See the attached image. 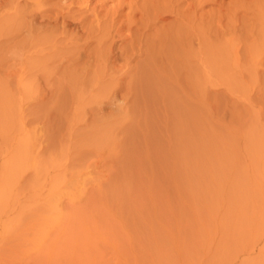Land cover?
Returning <instances> with one entry per match:
<instances>
[{
    "label": "rangeland",
    "instance_id": "374dc122",
    "mask_svg": "<svg viewBox=\"0 0 264 264\" xmlns=\"http://www.w3.org/2000/svg\"><path fill=\"white\" fill-rule=\"evenodd\" d=\"M174 1L170 6L181 14V8L191 7L187 26L192 29L185 31L181 17L173 15L174 23L168 21L176 30L170 25L167 35L177 36L181 29L191 34L187 48L177 38L174 44L158 45L153 24L144 37L148 43L156 38V48L145 46L154 50L153 58L137 50L134 59L118 58L106 66L116 73L103 66L104 72L101 61H91L92 67L96 64L91 69L86 62L84 71L78 70L82 61L75 68L64 67L65 62L57 69L61 78L55 73L48 79L36 73L53 61L19 54L17 44L26 31L19 37L16 26L20 14L27 13L24 0H0V264H264V0ZM115 39L114 51L129 42ZM161 49L166 58L157 54ZM43 62L49 64L42 67ZM61 71L65 77L67 72L77 76L75 81L65 78L72 81L71 90L60 80ZM89 92L103 97H97L103 104ZM82 98L89 105L94 100L97 117L86 111L90 106L83 108ZM80 106L92 121L85 120ZM89 159L98 164L88 167ZM34 168L45 173L37 177L41 183L32 175Z\"/></svg>",
    "mask_w": 264,
    "mask_h": 264
},
{
    "label": "bare ground",
    "instance_id": "6f19581e",
    "mask_svg": "<svg viewBox=\"0 0 264 264\" xmlns=\"http://www.w3.org/2000/svg\"><path fill=\"white\" fill-rule=\"evenodd\" d=\"M23 1V0H22ZM51 1H53V2H51ZM153 1V0H152ZM157 1V0H156ZM156 1H154V2H156ZM176 1H178V0H176ZM190 1V0H189ZM191 1H193V0H191ZM190 1V2H191ZM195 1V0H194ZM199 1V0H198ZM201 1V0H200ZM24 2H25V4L24 5H26V8H27V10L25 9V7L23 8V9H25V11H27V13L26 14H23V16L20 14V16H19V18H20V21L19 20H17L18 22H19V24H18V26H16L18 29H17V36H19L20 35V33L22 32V31H26V34H24L23 35V37H20V40L18 41V47L21 49L20 50V56H22V55H24L26 52H28V55L29 56H32V55H34V56H36L35 57V59L37 58V57H39L41 60H40V62H42L43 60H45V61H50V63L53 61V63H51V64H49V62H47L48 64H49V67H50V65L52 66V64H54V61L56 62H59V63H55L56 65H53L52 67H48L47 69H45V68H43V70H47L48 71V76H46L47 75V72H44L43 73V70L41 69V67H40V70L39 71H37L38 73H36V74H41L40 73V71H42V74H43V76H45V77H48V79H49V77L51 76V78L53 77V76H55L56 74L55 73H57V71H59V70H61L60 68H59V70H57L58 69V67L60 66V65H62V68H63V63H67V65H64V67L66 66V68H69V66L71 67L72 65H73V68H75V63L77 62V63H79V61H82V62H84L83 63V65L81 64L82 62H80V64L82 65V66H78L77 65V63H76V66H78V67H76V69L78 68V70L80 69L81 71H84V69H86L85 67H86V62H89V65H90V62L91 61H96L95 63H97V65L98 64H100L99 63V61H101V64H102V67H100V65L99 66H97V68L98 67H100V68H102L103 69V66L104 67H106L108 64H112L113 62H114V64H116V62H115V60L117 61V59L118 58H124V60H125V62H126V60L127 59H129L130 57H133L134 55H137V50H139V53H138V55L140 56V54L141 55H143V58H144V55H147V57H148V54L150 53L149 52V43H153L154 44V41L153 40H155V39H153L151 42L149 41V43L147 42V40L146 39H148L147 37H146V39H144V37L145 36H147V31H149L151 28H150V26L151 25H155V30L153 29V26H152V29L154 30V31H156V33H154V34H152L151 32H150V34H152V35H155L156 37H158V41H159V43H158V45L159 44H166L167 43V41H169L170 42V45L173 43L174 44V42H176V38H177V42H178V44H181L182 42H185V44L183 43V45H184V47L186 46V44L188 43V44H190V40L192 39V38H194L193 36H192V38L190 39V35L188 36V35H185V34H188V33H182L181 32V27H179V25H180V23H182L181 25H182V27H184L185 29V31H187L189 28H188V24L190 23V21L192 20L191 18H193V17H190V14H191V10L192 9H190L191 7H188V8H186V9H182L181 8V12H182V14L178 11V10H174L170 5H176V3L177 2H175V4H173L172 3V0H170V1H168V0H164L163 2H162V0L161 1H158L157 3H154V2H152V4L151 5H148V3H146V0H24ZM149 2V1H148ZM181 2V1H180ZM204 3V1L202 2V4ZM22 4V5H23ZM111 4V6L110 7H108L109 5ZM190 4H189V2H188V6H189ZM191 5H193V3H191ZM190 5V6H191ZM195 5H196V3H195ZM199 5H201V4H199ZM19 6V5H18ZM178 6V5H177ZM185 6H187V5H185ZM200 8L201 9V6H198L197 5V8ZM143 8H144V10H143ZM146 8H148V9H150L151 8V11L149 10V12H148V10L146 9ZM178 8V7H177ZM180 8V7H179ZM192 8H194V7H192ZM17 9V8H16ZM22 9V8H21ZM125 10H126V12H125ZM202 10H203V8H202ZM19 11V10H18ZM24 11V10H23ZM25 11L23 12V13H25ZM193 12V11H192ZM202 12V11H201ZM204 12V11H203ZM20 13V12H19ZM202 14V13H201ZM206 14V13H205ZM19 15V14H18ZM173 15H175V16H178V18H180V20L179 21H181L180 23H179V25H178V28H180L181 30H180V32H178L179 34L176 36V35H170L171 34V30H169V32H170V34H168L167 35V31H168V28L170 27V25H173V27L175 26L173 23H174V19L173 18H171V19H173V23L172 22H169L168 20H171V19H169L170 17H172ZM193 15V14H192ZM191 15V16H192ZM16 16V15H15ZM25 16V17H24ZM196 16V15H195ZM205 15H203V17H204ZM17 17V16H16ZM15 17V18H16ZM200 17H202V16H200ZM177 18V17H176ZM206 18V17H205ZM18 19V18H17ZM201 19V20H200ZM199 19V22H201L202 21V19L203 18H200ZM207 20V19H206ZM16 21V20H15ZM194 21V20H193ZM195 21H196V19H195ZM156 22H161V24H160V27H157L156 28ZM196 22H198V21H196ZM202 22H206V21H202ZM162 23H164L163 25H162ZM176 23V22H175ZM14 24V23H13ZM17 24V23H16ZM195 24V23H194ZM199 24V23H198ZM191 25H192V22H191ZM193 26V25H192ZM201 26H202V24H201ZM205 26H207V25H205ZM190 27V26H189ZM196 27V26H195ZM177 28V29H178ZM151 29V30H152ZM172 29V28H171ZM174 29L176 30V26L174 27ZM192 29V27L189 29V30H191ZM201 29V28H200ZM204 29V28H203ZM16 30V29H15ZM41 30V31H40ZM124 30H127V32H126V34L124 33H122V31L124 32ZM175 30H173V31H175ZM189 30H188V32H189ZM153 31V32H154ZM183 31V30H182ZM199 31H201L202 32V35H203V31L202 30H199ZM201 32H199L200 34H201ZM204 33H205V31H204ZM15 34V33H14ZM148 34H149V32H148ZM173 34V33H172ZM174 34H177V33H175L174 32ZM124 35V36H123ZM194 35V34H193ZM22 36V35H21ZM121 36V39H123V41L122 42H124V41H126L127 42V40H126V38H129L128 40H129V42L127 43V45H126V43H125V45L126 46H123V47H121V45H118V47H116L117 48V50H116V48H115V51H114V46H115V43H117L116 42V40L117 39H115V38H117V37H120ZM122 36H123V38H122ZM170 36H172L171 38H169ZM196 36V35H195ZM198 36V35H197ZM200 36V35H199ZM198 36V37H199ZM204 36V35H203ZM206 36V35H205ZM149 37V36H148ZM153 38H154V36H152ZM152 37H151V39H152ZM163 37V38H162ZM197 37V38H198ZM201 37V36H200ZM169 40H168V39ZM196 38V37H195ZM202 38V37H201ZM204 38V37H203ZM16 39H17V37H16ZM150 39V40H151ZM200 39V38H199ZM18 40V39H17ZM182 41L181 43L179 42V41ZM185 40V41H184ZM201 40H203V39H201ZM193 41V40H192ZM156 42V41H155ZM187 42V43H186ZM202 42V41H201ZM13 43H15V41L13 42ZM123 44V43H122ZM152 44V46L154 47L155 46V44L157 45V42L153 45ZM169 44V43H168ZM176 45H177V43H175ZM188 44H187V46H188ZM192 44V43H191ZM92 45H94V46H92ZM169 45V46H170ZM175 45V46H176ZM182 45V46H183ZM90 46H92V47H94L95 49H89L88 50V48H90ZM140 46L141 47H143V48H145V46H148L147 47V49L145 48L144 50H141L142 48H140ZM175 46H174V49H176L175 48ZM187 46H186V48H187ZM190 46V45H189ZM17 47V48H18ZM91 47V48H92ZM153 47H151V45H150V49L151 48H153ZM159 47V46H158ZM160 47H165V45L164 46H160ZM170 47H172V49H173V45L172 46H170ZM24 48H27V49H24ZM154 48H156V47H154ZM191 48V47H190ZM163 49V48H162ZM162 49H161V52L159 53H157V54H161L162 53V56H165V58H166V55H164L163 54V51H162ZM169 50H170V48H168ZM167 49V50H168ZM19 50V49H18ZM31 50V51H30ZM119 50V51H118ZM136 50V51H135ZM167 50H165L164 52H167ZM177 50V49H176ZM176 50H174L175 52L174 53H177V52H179L180 51V46H179V50L176 52ZM187 50V49H186ZM151 51V50H150ZM171 51L172 50H170V54L172 55V53H171ZM182 51H184V53H185V50L183 49ZM188 52H189V48H188V50H187ZM137 52V53H136ZM169 52V51H168ZM17 53H18V51H17ZM173 53V54H174ZM183 53V52H182ZM182 53H180V54H182ZM168 54V53H167ZM170 54H168V57H169V55ZM185 54H187V53H185ZM189 54V53H188ZM137 55V56H138ZM150 55V57L151 58H153V56L155 55V52H154V50L149 54ZM174 55H176V54H174ZM179 55V54H178ZM177 55V56H178ZM183 55V54H182ZM156 56H158V55H156ZM180 57H182L181 55H179ZM33 57V56H32ZM135 57V56H134ZM134 57H133V59H134ZM142 57V56H141ZM146 56H145V58H147ZM174 57V56H173ZM172 57V58H173ZM176 57V56H175ZM179 57V58H180ZM184 57H185V55H184ZM188 57V56H187ZM29 58V57H28ZM162 59H163V57H161ZM178 58V57H177ZM189 58V57H188ZM26 59V58H25ZM121 59V60H122ZM131 59V58H130ZM142 59V58H141ZM147 59H149V58H147ZM155 59H159L160 60V57L159 58H155ZM169 60H171V57L170 58H168ZM187 59V58H186ZM190 59V58H189ZM20 60V59H19ZM33 60H34V57H33ZM37 60H38V62H39V59L37 58ZM164 60L165 59H163V62H164ZM167 60V59H166ZM174 60V59H173ZM35 61V60H34ZM129 61V60H128ZM149 61H150V59H149ZM154 63L155 62H157L156 60L154 61V60H152ZM152 61H150V62H152ZM168 61V60H167ZM183 61V60H182ZM185 61V60H184ZM189 61V60H188ZM37 62V61H36ZM142 62V61H141ZM147 62V61H146ZM145 62V63H146ZM152 62V63H153ZM170 62V61H169ZM65 63V64H66ZM70 65H69V64ZM92 63V62H91ZM148 63V62H147ZM146 63V64H147ZM167 63V62H166ZM175 63V62H174ZM44 64H46L45 62H43V66L42 67H44ZM48 64H46V65H48ZM94 64V63H93ZM120 64V63H119ZM122 64V63H121ZM120 64V65H121ZM123 64H125V63H123ZM138 64V63H137ZM136 64V65H137ZM161 64V63H160ZM165 64V63H164ZM163 64V65H164ZM173 64V63H172ZM177 64V63H176ZM176 64H175V66H176ZM186 64V63H185ZM40 65V64H39ZM69 65V66H68ZM84 65H85V67H84ZM153 65V64H152ZM162 65V64H161ZM162 65V66H163ZM168 65V64H167ZM95 66H96V64L93 66L94 68H95ZM129 66V65H128ZM141 66V65H140ZM144 66V65H143ZM170 66H171V64H170ZM61 67V66H60ZM88 67V66H87ZM90 67H92L91 65L88 67V69L90 68ZM92 67V68H93ZM110 67V66H109ZM113 67V66H112ZM146 67V66H145ZM152 67V66H151ZM158 67H159V65H158ZM166 66H164V68H165ZM179 67V66H178ZM34 68V67H33ZM36 68H37V66H36ZM35 68V69H36ZM54 68H55V70H54ZM66 68H64V69H66ZM107 68V70L109 71V69H111V68H109L108 69V67H106ZM137 68V67H136ZM135 68V69H136ZM147 68H149L148 67V65H147ZM167 68V67H166ZM165 68V69H166ZM177 68V67H176ZM50 69H53L54 70V73H53V71L52 70H50ZM63 69V70H64ZM71 69V68H70ZM88 69H87V71H86V74L88 73ZM91 69V68H90ZM113 69V68H112ZM112 69L110 70L111 72H112ZM117 69V68H116ZM169 69H170V67H169ZM182 69V68H181ZM77 70V71H78ZM95 70L96 69H93L92 71L93 72H95ZM113 70H115V69H113ZM129 70H130V68H129ZM138 71L140 70V69H137ZM142 70V69H141ZM148 70V69H147ZM146 70V71H147ZM178 70H179V68H178ZM19 71V70H18ZM67 71V70H66ZM73 72V71H71V70H68V72ZM75 71V70H74ZM102 71V70H101ZM103 71H104V69H103ZM106 71V70H105ZM104 71V72H105ZM116 71L118 72V69L117 70H115V73H116ZM121 71H123V67H122V69L120 70V72ZM144 71H145V68H144ZM145 71V72H146ZM167 71H168V68H167ZM60 72V71H59ZM62 72V71H61ZM68 72H67V74H68ZM69 72V73H70ZM76 72V71H75ZM97 72H99L98 70L96 71V73ZM103 72V73H104ZM107 72V71H106ZM111 72L109 73H107L108 75L109 74H111ZM136 72V71H135ZM145 72L143 73V74H145ZM169 72V71H168ZM171 72V71H170ZM46 73V75H44ZM80 74H81V72H79ZM90 74H92V82L94 83V77H93V73H91V71L89 72ZM95 73V74H96ZM103 73L102 74H100L101 76L103 75ZM114 73V72H113ZM112 73V74H113ZM114 73V74H115ZM125 73H126V71H125ZM129 73V72H128ZM147 73H149V70H148V72ZM152 73V72H151ZM33 74V73H32ZM41 74V75H42ZM58 74V73H57ZM61 74H63L64 75V73L62 72ZM66 74V73H65ZM67 74H66V77H65V75H64V78H62V79H60L61 81L62 80H64L65 78H67V77H69V76H67ZM76 74V73H75ZM79 74V75H80ZM83 74V73H82ZM81 74V75H82ZM85 74V73H84ZM98 74V73H97ZM105 75H106V73H104ZM111 74V75H112ZM119 74V73H118ZM124 74V73H123ZM127 74V73H126ZM125 74V75H126ZM136 74V73H135ZM134 74V75H135ZM157 74V73H156ZM178 74V73H177ZM22 75V74H21ZM59 76H60V73L58 74ZM70 75V74H69ZM71 75H73V76H76V75H74V74H71ZM79 75H78V77H79ZM89 75V74H88ZM99 75V74H98ZM111 75H109V76H111ZM116 75V74H115ZM153 75V74H152ZM158 75V74H157ZM156 75V76H157ZM40 76V75H39ZM38 76V78H40ZM97 76V75H96ZM124 76V75H123ZM132 76V75H131ZM137 76H138V74H137ZM143 76V75H142ZM141 76V77H142ZM32 77H34V76H32ZM35 77H37V76H35ZM58 77V76H57ZM84 77H85V75H84ZM84 77H81V78H84ZM104 77H106V76H104ZM124 77H127V75L126 76H124ZM140 77V78H141ZM147 77V76H146ZM153 77V76H152ZM54 78H56V77H54ZM54 78L52 79L53 81H55V80H57V78L54 80ZM59 78H61V76L59 77ZM70 79H68V80H76V78H77V76L76 77H74V78H72V76H70L69 77ZM72 78V79H71ZM87 78V77H86ZM99 78V76H97V79ZM120 78V77H119ZM122 78V77H121ZM127 78H129V77H127ZM137 78V77H136ZM151 78V77H150ZM154 78V77H153ZM158 78V77H157ZM156 78V79H157ZM28 79H29V77H28ZM46 79L47 78H45V81H46ZM67 79H65L64 81L66 82V81H68ZM78 79V78H77ZM85 79V78H84ZM97 79H95L96 80V83H99L100 81L102 82V80H100L101 79V77L99 78V80H97ZM103 79V78H102ZM122 79H124V78H122ZM121 79V80H122ZM152 79V78H151ZM31 80H34V79H30V81L28 80V82H31ZM38 80V79H37ZM43 80V79H42ZM60 80H57V81H59V82H61ZM79 80H81V79H79ZM79 80H77L76 82H77V86L79 85L80 86V88L82 87V89H83V86L81 85V84H78V81ZM87 79H85V80H82L81 82H83V81H86ZM88 80H90V78H88ZM104 80V79H103ZM121 80H120V84L122 83L121 82ZM129 80V79H128ZM131 80V79H130ZM138 80V79H137ZM140 80V79H139ZM142 80V79H141ZM146 80V79H145ZM154 80V79H153ZM44 81V82H45ZM56 81V82H57ZM73 81V82H74ZM105 81V80H104ZM114 81H116V80H114ZM113 81V82H114ZM119 81V80H118ZM123 81V80H122ZM136 81V80H135ZM144 81V80H143ZM142 81V82H143ZM149 81H150V79H149ZM24 82V81H23ZM49 82V81H48ZM55 82V84H57ZM64 82V84H63V82H61V84H62V86L63 85H65L66 83H67V85L69 84L70 85V83H72V81L69 83V82H66L65 83ZM76 82H75V84H76ZM81 82H79V83H81ZM92 82H91V87H89V86H87V88L89 87V89L91 88V89H93L92 88V86H93V84H92ZM100 82V83H101ZM112 82V83H113ZM128 82V81H127ZM126 82V84L128 85L129 83H127ZM141 82V81H140ZM145 82H147V80L145 81ZM144 82V83H145ZM153 82V81H152ZM152 82H150V83H152ZM158 82H159V80H158ZM38 83V82H37ZM43 83V82H42ZM50 83H51V81H50ZM87 83V82H86ZM95 83V84H96ZM104 83V82H103ZM102 83V84H103ZM106 84L108 83L107 81L105 82ZM104 83V84H105ZM119 83H117V87H119L118 86V84ZM137 83H139V82H137ZM144 83H141V85H140V87H142V84H144ZM150 83H148V84H150ZM45 84H46V82H45ZM75 84H72V85H75ZM85 84V83H84ZM83 84V85H84ZM87 84H89V83H87ZM94 84V86H97V85H95ZM102 84H99L98 85V87L100 86V85H102ZM103 84V85H104ZM114 84H115V82H114ZM114 84H111V87H112V85L113 86H115ZM123 84V83H122ZM131 84V83H130ZM148 84H145V85H148ZM153 84H155V83H153ZM26 85V84H25ZM39 85H40V83H39ZM54 84H52L51 86H53ZM68 85V87H69V89L71 90V88L70 87H72V86H69ZM107 85H109V84H107ZM107 85H105V86H107ZM125 85V84H124ZM126 85V86H127ZM29 86V85H28ZM46 87H47V85H45ZM56 86V85H55ZM58 86V88H56L57 90L59 89V91H60V93H61V90L63 89V88H61L60 89V85H57ZM105 86H103L102 88L103 89H105L106 87ZM139 86V85H138ZM156 86V85H155ZM158 86V85H157ZM156 86V87H157ZM160 86V85H159ZM35 87H36V85H35ZM63 87H65V86H63ZM75 88H74V91H75V89L77 88L76 87V85L74 86ZM98 87H96L97 89H98ZM109 87V86H108ZM106 88V89H108V91H109V88ZM133 87V86H132ZM146 87V86H145ZM149 87V86H148ZM26 88H27V86H26ZM36 88H38V85H37V87ZM43 88V87H42ZM48 88V87H47ZM49 88H50V86H49ZM53 88H55L54 86H53ZM67 88V87H66ZM66 88H65V91H67L68 90V88H67V90H66ZM84 88H85V86H84ZM101 88V87H100ZM99 88V89H100ZM144 88V87H143ZM147 88V87H146ZM151 88V87H150ZM155 88V87H154ZM28 89H29V87H28ZM78 89V88H77ZM76 89V91H75V93L77 92V94H80L81 93V91H80V89H79V91H80V93H78L79 91ZM89 89L88 90H86V88L84 89V90H86L87 92L89 91ZM98 89V90H99ZM105 89V90H106ZM111 90L113 89V88H110ZM131 89V88H130ZM133 89V88H132ZM136 89H138V88H136ZM139 89H141V88H139ZM152 89V88H151ZM25 90H27V89H25ZM34 90H35V88H34ZM45 90V89H44ZM84 90H82V92L84 91ZM94 90H95V88H94ZM98 90H96V93L97 92H99ZM101 90V89H100ZM104 90V91H105ZM114 91H113V93L115 92V90H116V86H115V89H113ZM118 90V92H120L119 91V89H117ZM126 90V89H125ZM128 90V89H127ZM146 90H149L148 88L146 89ZM154 90V89H153ZM156 90V89H155ZM29 91V90H28ZM41 91V90H40ZM46 91V90H45ZM44 91V92H45ZM49 91H52V89L51 90H49ZM63 91V90H62ZM73 91V90H72ZM73 91V92H74ZM86 91H84L83 92V94L84 93H87ZM103 91V90H102ZM171 92H172V90H170ZM69 92V91H68ZM71 92V91H70ZM91 92H93L92 90H91ZM91 92H89V93H91ZM137 92V91H136ZM136 92H134V93H136ZM141 92V91H140ZM59 93V92H58ZM59 93V94H60ZM63 93H64V91H63ZM88 93V94H89ZM103 93H105V92H103ZM108 92H106V94H107ZM111 93V92H110ZM116 93V92H115ZM126 93V92H125ZM130 93H132V92H130ZM49 94H51V92L49 93ZM65 94V93H64ZM68 94H70V93H68ZM68 94H67V96H66V98L68 97ZM82 94V95H83ZM91 94H93V96L94 97H99L100 95H98L97 94V96H96V94L95 93H91ZM91 94H89V96H90V98L92 99V98H94V97H92V95ZM95 94V95H94ZM101 94V93H100ZM112 94V93H111ZM110 94V96H112V97H114V99H115V101H116V98H115V94H113V95H111ZM127 94V93H126ZM137 94V93H136ZM104 95V94H103ZM109 95V94H108ZM115 95V96H114ZM119 95V94H118ZM128 95H130V94H128ZM73 96H74V94H73ZM80 96V95H79ZM107 96V95H106ZM123 96V95H122ZM133 96V95H132ZM101 97V96H100ZM99 97V98H100ZM108 97V96H107ZM99 98H97V100L99 99ZM104 98L105 99H107L105 96H104ZM118 98V97H117ZM121 98V97H120ZM83 99V98H82ZM91 99H89V101L91 100ZM95 99V98H94ZM101 99V98H100ZM100 99H99V102H101L100 101ZM102 99H103V97H102ZM101 99V100H102ZM110 100L109 101H112L111 100V97L109 98ZM122 99H123V97H122ZM127 99V98H126ZM73 100V99H72ZM134 100V99H133ZM80 101V100H79ZM95 101H96V99H95ZM126 101V100H125ZM170 101V100H169ZM69 102V101H68ZM87 102V101H86ZM86 102H85V99H83V103H85L84 104V107L83 108H85L86 107V109H87V107H89L90 106V109L91 110H89V108L86 110V111H88V112H92V113H94V115L93 116H95V117H97L95 114H99V113H96L97 112V110L99 109L98 107H96V108H98L95 112H93L94 111V107H92L93 105V103H94V100H93V103H90L91 105H89V103L87 102V105L88 106H86ZM92 102V101H91ZM98 102V105L100 104ZM74 103H76V102H74ZM78 103V102H77ZM80 103H81V101H80ZM95 103H97V101L95 102ZM116 103V102H115ZM118 103V102H117ZM63 104H64V102H63ZM101 104H103V101L101 102ZM100 104V105H101ZM68 105V104H67ZM80 105V104H79ZM79 105H77V106H79ZM72 106V105H71ZM75 106V105H74ZM83 106V105H82ZM94 106H97L96 104L94 105ZM120 106V105H119ZM118 106V107H119ZM123 106V105H122ZM135 106V105H134ZM78 108V107H77ZM81 108V109H80ZM80 110H82L83 108L80 106ZM134 108V107H133ZM140 108V107H139ZM76 109V108H75ZM101 109V108H100ZM77 110V109H76ZM85 109H83L82 111H84ZM79 111V110H78ZM82 111H80V112H82ZM85 112V111H84ZM84 112H82V114L81 115H83V113ZM87 112V113H88ZM117 112H118V109H117ZM70 113V112H69ZM68 113V114H69ZM71 113H74V111L72 112L71 111ZM70 113V114H71ZM79 113V112H78ZM77 113V116L79 115ZM86 113V112H85ZM84 113V114H85ZM86 113V115H88ZM91 114V113H90ZM120 114V113H119ZM176 114V113H175ZM71 115H74L75 117H73V116H71ZM70 116H71V118L73 117V118H76V114H71ZM86 115H84V117H86L85 118V120H87V119H90V118H92V119H90L91 121L93 120V117H89V115H88V117L89 118H87V116ZM92 115H90V116H92ZM121 116H122V114H121ZM120 116V117H121ZM68 117V116H67ZM100 117V116H99ZM98 117V118H99ZM180 117H182L181 115H180ZM79 118H81V116L79 117L78 116V119ZM97 118V119H98ZM117 118H119V117H117ZM66 119V118H65ZM83 118H81V119H79V121L80 120H82ZM67 120V119H66ZM73 120V119H72ZM77 120V119H76ZM95 121H96V119H94ZM182 120V119H181ZM33 121V120H32ZM31 121V122H32ZM65 121V120H64ZM78 121V122H79ZM90 121V122H91ZM94 121V122H95ZM118 121V120H117ZM62 122V121H61ZM73 123H74V120L72 121ZM115 122V121H114ZM92 123V122H91ZM97 123V122H96ZM96 123L94 124V125H96ZM123 123V122H122ZM73 125V124H72ZM85 125V124H84ZM115 125V124H114ZM123 125V124H122ZM103 126V125H102ZM101 126V127H102ZM91 127V126H90ZM94 127V126H93ZM34 129V128H33ZM58 129V128H57ZM72 129V127L70 128V130ZM78 129V128H77ZM76 129V130H77ZM103 129V128H102ZM80 130V129H79ZM83 130V129H82ZM107 130V129H106ZM130 130V129H129ZM63 131V130H62ZM105 131V130H104ZM60 132V131H59ZM94 132V131H93ZM133 132V131H132ZM104 133H107V132H104ZM56 134V133H55ZM59 134V133H58ZM61 134V133H60ZM75 134V133H74ZM107 134H109V133H107ZM68 135H69V133H68ZM61 136V135H60ZM101 136H102V134H101ZM105 137H107V135L105 136ZM62 138V137H61ZM64 138V137H63ZM107 139V138H106ZM108 139H109V136H108ZM68 140V139H67ZM66 140V142H69V141H67ZM38 142V141H37ZM98 142V141H97ZM103 144H104V142L103 141H101ZM106 142V141H105ZM107 143H108V141H107ZM110 143V142H109ZM65 144V143H64ZM97 145H99V146H101V144H97ZM78 150V149H77ZM33 151V150H32ZM70 151V150H69ZM79 151V150H78ZM92 151V150H91ZM36 152V151H35ZM83 152V151H82ZM86 152V151H85ZM85 152H83V155L85 154ZM90 152V151H89ZM87 153V152H86ZM60 154V153H59ZM74 154H76V153H74ZM82 154V153H81ZM92 155V156H94L95 158H99L98 157V155L100 154H98V155H96L94 152H90L89 153V155ZM34 155V154H33ZM65 155V154H64ZM72 155V154H71ZM88 155V154H87ZM21 156V155H20ZM19 156V157H20ZM82 156V155H81ZM85 156H86V154H85ZM99 156H101V155H99ZM33 157V156H32ZM35 157V156H34ZM34 157H33V161H35L34 160ZM77 157V156H76ZM74 158V159H77V158ZM79 158H80V155L78 156ZM83 157V156H82ZM88 157H90V156H86L85 158H88ZM103 157V156H102ZM78 158V159H79ZM92 158V157H91ZM38 159V158H37ZM71 159V158H70ZM81 159V158H80ZM97 159H95V162L94 161H91L90 159V163H88V167H93V166H91L90 164H96L97 162H98V160ZM85 160V159H84ZM89 160H88V162H89ZM93 160H94V158H93ZM65 161V160H64ZM76 161V160H75ZM81 161V160H80ZM86 161H87V159H86ZM42 162H43V160H42ZM66 162V161H65ZM85 162V161H84ZM34 163V162H33ZM40 163V162H39ZM100 163V162H99ZM79 164H81V163H79ZM84 164V163H83ZM92 164V165H93ZM98 164V163H97ZM54 166V165H53ZM61 166V165H60ZM71 166H74V165H71ZM84 166V165H83ZM95 166V165H94ZM85 167V166H84ZM96 167V166H95ZM94 168V167H93ZM100 168V167H99ZM35 169V168H34ZM22 170V169H21ZM20 170V171H21ZM64 170V169H63ZM68 170V169H67ZM26 171V170H25ZM34 172H33V176H35V178H37L38 176H42V174L40 173V174H38V171H40V169L37 171V169H35V170H33ZM23 172H24V170H23ZM31 175V174H30ZM32 175L31 176H29L30 178L32 177ZM43 175H45V173L43 174ZM60 176H61V173L59 174ZM58 176V175H57ZM59 176V177H60ZM16 177H17V175H16ZM15 178V177H14ZM38 178H40V177H38ZM37 178V179H38ZM42 178V177H41ZM18 179V178H17ZM29 178H27V180H28ZM31 179H33V178H31ZM14 180H16V179H14ZM24 180V179H23ZM39 180V179H38ZM53 180H54V178H53ZM67 180V179H66ZM45 181H47V180H45V178H44V181H42V182H45ZM55 181H57V178H56V180ZM16 182V181H15ZM28 182V181H27ZM27 182H26V184H27ZM33 182V180L31 181V183ZM39 182H40V180H39ZM22 183V182H21ZM41 183V182H40ZM55 183V182H54ZM57 183V182H56ZM59 183V182H58ZM57 183V184H58ZM73 183H75V182H73ZM25 184V183H24ZM33 184V183H32ZM35 184V186H36V182L34 183ZM33 184V185H34ZM68 184V183H67ZM59 185V184H58ZM24 186H26V185H24ZM20 187V186H19ZM23 187V186H22ZM34 187V186H33ZM32 187V188H33ZM47 193V192H46ZM36 194V193H35ZM33 195V194H32ZM37 196V195H36ZM33 199V198H32ZM54 200V199H53ZM17 201V200H16ZM14 203V202H13ZM38 204V203H37ZM1 205V204H0ZM27 205V204H26ZM31 205V204H30ZM46 205V204H45ZM48 205V204H47ZM32 206V205H31ZM8 207V206H7ZM35 207V206H34ZM49 207V206H48ZM53 207V206H52ZM29 208V207H28ZM39 208V207H38ZM37 207H35L34 208V210L35 209H38ZM15 209V208H14ZM46 209V208H45ZM40 210H41V207H40ZM0 211H2V210H0ZM43 211V210H42ZM32 212V211H31ZM44 213V212H43ZM45 213H47V212H45ZM17 215V214H16ZM31 215V214H30ZM42 215V214H41ZM20 217H21V215H19ZM43 216V215H42ZM19 217V218H20ZM26 217H30V216H28V215H26ZM35 217V216H34ZM23 218H24V216H23ZM44 218V217H43ZM25 219V218H24ZM45 219V218H44ZM10 220H11V218H10ZM29 220V219H28ZM42 220V219H41ZM20 221H23V220H21V218H20ZM25 221V220H24ZM20 223V222H19ZM35 224V223H34ZM42 224V223H41ZM30 225V224H29ZM39 225V224H38ZM37 225V226H38ZM47 225V224H46ZM43 227V226H42ZM42 227H40V228H42ZM35 228V227H34ZM33 228V229H34ZM25 230V229H24ZM28 230V229H27ZM40 230V229H39ZM29 231V230H28ZM41 231V230H40ZM25 232V231H24ZM24 232H21V233H23L24 234ZM41 232H43V231H41ZM20 233V234H21ZM28 233V232H27ZM18 237H19V235H17ZM16 236V237H17ZM21 237V236H20ZM9 241H11V240H9ZM7 243H8V241H7Z\"/></svg>",
    "mask_w": 264,
    "mask_h": 264
}]
</instances>
